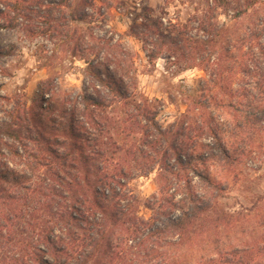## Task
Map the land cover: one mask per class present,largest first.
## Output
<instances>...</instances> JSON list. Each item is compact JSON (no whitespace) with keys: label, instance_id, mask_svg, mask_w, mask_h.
<instances>
[{"label":"trees","instance_id":"obj_1","mask_svg":"<svg viewBox=\"0 0 264 264\" xmlns=\"http://www.w3.org/2000/svg\"><path fill=\"white\" fill-rule=\"evenodd\" d=\"M262 1L208 0L198 25L205 39L184 32L165 36L149 24L146 35L155 46L149 58L168 46L171 57L186 58L190 69L204 66L205 54L214 55L226 31L218 22L220 9L227 15L234 5L238 19ZM84 11L72 0H0V28L53 37L85 20ZM247 29L238 87L218 59L211 70L203 68L208 78L201 95L167 126L138 91L133 55L109 42L98 47L104 58L88 66L87 88L67 89L49 78L30 106L18 102L7 112L0 124V264H264V221L251 242L227 247L219 240L212 250L191 251L197 222L216 211L225 192L212 164L233 166L244 154L209 122L195 130L196 116L212 103H227L239 115L233 124L239 134L250 137L264 124V17ZM8 53L0 50V57ZM117 105L125 118L116 115ZM118 138L139 141L127 147ZM156 169L159 191L148 200L153 214L145 218L130 183L137 172ZM217 215L226 224L235 218Z\"/></svg>","mask_w":264,"mask_h":264},{"label":"rangeland","instance_id":"obj_2","mask_svg":"<svg viewBox=\"0 0 264 264\" xmlns=\"http://www.w3.org/2000/svg\"><path fill=\"white\" fill-rule=\"evenodd\" d=\"M80 3L81 0H72L73 8L85 9V20L73 22L71 29L64 28L57 36L33 37L24 27L16 30L0 28V50L10 52L0 57V124L8 119L7 112L18 102L30 106L38 85L44 80L57 78L67 89L82 91L87 88L88 66L104 58V52H99L98 47L109 42L121 44L133 55L138 91L152 102L158 112V122L167 126L187 112L191 98L201 95V81L208 78L204 69L214 68L218 59L223 72L234 76V88L238 87L243 59H247L243 53L246 49L240 51V40L249 25H259L264 17V0L238 19L233 18L234 5L227 15L220 9L218 22L226 28L223 39L212 57L205 54L204 66L200 62L198 67L190 69L186 58L171 57L168 46L159 57L149 58L155 51V46L149 43V24H154L165 36L184 32L194 39H205L198 25L209 10L208 0H95V4L87 6ZM147 39L149 41L145 42ZM262 42L264 44V38ZM225 104L212 103L208 110L196 116L193 127L197 130L209 122L225 135L226 143L244 154L233 166L215 162L211 166L212 176L223 183L225 192L218 198L216 211L206 214L195 226L191 251L196 253L212 250L213 242L219 240L227 247L242 245L263 231L264 124L255 128L250 137L239 134L233 127L234 118L238 119L239 115ZM116 115L126 117L121 105L116 106ZM229 130L230 133H226ZM134 141L139 140L129 138L123 142L118 138V142L127 147ZM136 174L130 187L140 201L139 214L149 218L153 212L146 204L159 191V170L144 176L143 173ZM221 211L235 218L227 220L229 224L218 221L217 214Z\"/></svg>","mask_w":264,"mask_h":264}]
</instances>
